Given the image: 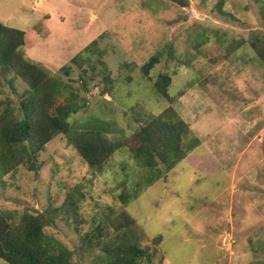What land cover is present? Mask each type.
Returning a JSON list of instances; mask_svg holds the SVG:
<instances>
[{"label": "rangeland", "instance_id": "obj_1", "mask_svg": "<svg viewBox=\"0 0 264 264\" xmlns=\"http://www.w3.org/2000/svg\"><path fill=\"white\" fill-rule=\"evenodd\" d=\"M179 2L0 0L24 57L84 101L71 133L124 143L166 109L189 130L169 171L126 148L91 168L65 135L36 155V171L0 166V215L50 218L42 232L70 264H103L105 245L126 243L147 253L142 264H264V64L251 48L264 0H223L221 14L218 0ZM0 84V115L11 105L19 118L28 85L13 80L10 96Z\"/></svg>", "mask_w": 264, "mask_h": 264}, {"label": "trees", "instance_id": "obj_2", "mask_svg": "<svg viewBox=\"0 0 264 264\" xmlns=\"http://www.w3.org/2000/svg\"><path fill=\"white\" fill-rule=\"evenodd\" d=\"M168 1L182 4L180 0ZM222 4L223 0H218L216 5L220 14ZM251 38V48L264 64V37L252 35ZM23 46L22 31L0 24V82L5 80L10 83L7 94L10 96L15 93L11 84L15 79L22 80L29 88L23 101L17 103L19 118L13 115L14 108L11 105H6L0 115V166L3 171L21 163L36 171V155L57 135L67 136L91 168L106 161L120 148H126L139 166L153 168L162 163L168 171L185 157L182 138L189 130L182 120L176 118L172 109H166L124 143H109L95 130L79 129L71 133L69 119L83 110L84 101L79 102L73 94L63 96L65 84L56 74L27 60L20 51ZM75 58L71 60L72 63H76ZM153 65L154 59H151L145 69L149 70ZM165 80L161 86L164 88L158 89L161 90L160 96H166L169 80ZM172 116L174 118L167 122ZM51 222L50 218L41 214L23 213L17 222L0 215V260L7 264H70L68 253L61 246L54 248L42 232ZM130 223L133 222H127L128 225ZM102 250L103 264H142V260L147 259L144 250L128 243L116 246L114 251L107 245Z\"/></svg>", "mask_w": 264, "mask_h": 264}, {"label": "crops", "instance_id": "obj_3", "mask_svg": "<svg viewBox=\"0 0 264 264\" xmlns=\"http://www.w3.org/2000/svg\"><path fill=\"white\" fill-rule=\"evenodd\" d=\"M25 44V43H24ZM26 53V57L28 58L29 57V53H27V52H25ZM32 62H34V60H32ZM36 63H38V62H36Z\"/></svg>", "mask_w": 264, "mask_h": 264}]
</instances>
